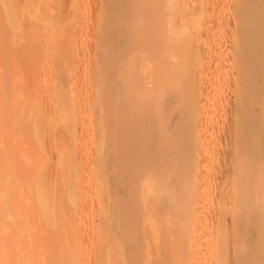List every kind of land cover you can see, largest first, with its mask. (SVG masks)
Returning a JSON list of instances; mask_svg holds the SVG:
<instances>
[{"label":"bare ground","instance_id":"1","mask_svg":"<svg viewBox=\"0 0 264 264\" xmlns=\"http://www.w3.org/2000/svg\"><path fill=\"white\" fill-rule=\"evenodd\" d=\"M28 1L31 3L29 4ZM28 1L27 4L31 6H27L26 9L29 7L32 11L34 10V8H32L33 3L35 5L40 1V4L38 3L40 6L41 4H44L46 0H37V2L35 1L36 3L33 2V0ZM100 1L107 3L108 5L107 9L105 11L102 10L103 12H101V14H104V16H102V25L104 27L102 25L97 26L99 36L97 37V40L96 38H93V41L96 40L98 47L103 49L106 48L110 56L108 59V55L106 56L108 62L106 65L98 67L97 70L95 69V71H93L98 72L99 74H104L106 77V84L95 90L97 95L94 93V95L97 96L98 102L95 101L98 103H96V108H98L97 111H99V113H97L99 114L98 121H100V123L96 124L98 126L93 125L94 127H98L97 136L95 134V138L103 139L106 144L105 151L107 154V164L104 163L106 166V176L102 173L104 170H100L101 166L99 165L100 167H98V170L102 172H100V176L98 177L104 175L105 178L103 176L104 179L102 177L98 179V193L99 195L102 194V196H105V198L102 197L105 201H102L106 203L105 220H107V223L105 225L108 226H103L107 230L104 232L105 234L107 233V235L104 234V237H106L105 244L102 246L99 242V245L103 248L96 251L95 258L97 261L93 264H264V0H152V5H148L147 0ZM9 2L11 1L9 0ZM9 2L7 3L6 1L5 3L4 0H0V10L2 11L0 13H3L4 16L9 15L14 17L16 16V8L12 5L13 3L10 4ZM49 2H47V4H49ZM52 3L55 4L54 1ZM50 4L48 7L53 6V4ZM45 5L46 4H44V7ZM77 5L79 6V4ZM94 6L93 9L96 8ZM44 7L42 6V9ZM53 8L55 11L56 9L54 6ZM26 9L25 12L27 16L28 13L32 14L31 11H26ZM40 9L41 7L39 10ZM102 9H104V7ZM70 10H72V8ZM218 10L222 11L221 15L223 14V17L220 14L218 17ZM20 11H22L21 8ZM36 11H33V13ZM69 13L71 12L69 11ZM23 14L24 12L22 11V15ZM24 15L23 17L25 18L22 20L23 23L21 22V26L24 25V36H27L25 37L27 40L24 38V43H15L16 46L11 45V47H18L21 45L23 48H27L30 45V48L36 46L37 39H35V36L32 37V40L30 38L33 36L31 34H33L32 32L34 31V28H36L38 34L40 29L43 28L44 31L45 27H51L53 21L56 20H50L52 23L49 22L46 24V21L45 23L43 22L45 18L42 20L40 16L42 22L35 21L39 23V25L41 23L40 27L34 24L35 27H33V30H31L32 27L27 30V28L25 29L24 23H26L25 21L28 18ZM2 17H0V20ZM19 18L20 16L18 19ZM4 19H6V17ZM28 20L30 22L31 19ZM2 21H4L3 18ZM10 21L12 22V19H10ZM14 22L15 21L12 23ZM72 22L70 23L72 24ZM6 23L8 22L6 21ZM27 24L30 25L28 21L26 25ZM5 25H0V28L3 29L2 31L0 29V33L5 34L10 31L6 30L5 27L7 25ZM29 25L27 27H30ZM67 25L68 23L66 24V27ZM36 26L40 29H37ZM93 27L94 28L91 29L92 31L95 29V26ZM47 29L49 30L48 27ZM26 30H30L31 34L30 32L28 33L31 36L26 35ZM36 30L34 32L35 35H37ZM67 30L68 28L65 29V31ZM91 30L90 33L92 34ZM139 30L142 34L141 36H137V34L133 37L125 38V36L130 35V33L131 35L132 33H138ZM11 32L13 31H10L9 33ZM40 32L42 34L41 30ZM13 33H11V36L7 35L6 40L13 42L11 40ZM49 33L52 36L53 31L52 33L50 31ZM18 34L21 35V31H18ZM96 36L97 34L95 37ZM2 38H4V36H2ZM28 39L31 40V43L32 41L34 42L35 39L36 44H30L27 42L29 41ZM199 39L202 40V42L197 44ZM25 40L27 44L29 43L28 45L25 43ZM40 40L38 41V46L43 43V40L41 42ZM4 42L5 39H3V43ZM11 42L8 43L12 44ZM52 42H49L50 46L53 44ZM61 42L58 41L57 43ZM87 43L89 42L87 41ZM43 45H45V43ZM55 45L58 44L55 43ZM88 45L90 46V44ZM21 46L18 47V49L21 48ZM66 46L65 48H67ZM211 46L212 48H209ZM7 47L9 48L10 45ZM49 49L53 52L52 46ZM27 50L29 49L27 48L24 51ZM39 50L40 49H38V51ZM6 51L4 55H7ZM13 51L10 52V54L13 53ZM55 52H58V50ZM31 53H34V50ZM60 53L63 52L61 51ZM17 55L18 52H16V56ZM55 56L56 58L58 57L57 55ZM100 56L102 59V55ZM11 57L13 56H10V58ZM56 58H54V61ZM96 59L98 61V58ZM7 60L8 58L6 60L3 59L4 62H7ZM23 60H27L25 59V56ZM21 61L22 60H20V62ZM60 61H57L56 63L60 64ZM27 62L30 65L31 61L27 60L26 64ZM105 62L106 61H104V63ZM23 63L24 62H22V64ZM53 64L55 63L53 62ZM24 65H22V67ZM30 67L33 68V66ZM37 67L38 65L36 68ZM42 67L44 66L41 65V68ZM93 67L95 68L94 64ZM145 67L147 69H144ZM44 68L48 70L47 66ZM44 68L41 70L44 71ZM54 68L55 67H53V69ZM72 68H74V66ZM18 69L22 70V68ZM35 69L34 71L40 70ZM56 69L57 66L55 70ZM19 71L20 70H18V74L21 73ZM31 71L33 72V70ZM31 71H27V73ZM56 72H58V69ZM18 74H16V76ZM34 74L36 75V73ZM34 74L29 73V75ZM72 74L71 77H73ZM60 75H62V73ZM94 75H96V73ZM2 76L4 75L0 76V115L3 114L0 119V162L2 160V165L0 163V264H63V261L66 260L64 256L67 254V257L69 258V250L71 248H66L67 253H65L60 246L62 245L63 240L59 239V241L62 240L61 243L59 242L60 244L58 243L59 245L55 244V241L58 239V236L62 237L63 231L66 230L65 228L64 230H61L62 225L65 222L64 218L67 222L70 221V219L67 220V215L63 216V212L65 208H69L68 206L71 204L70 202H72L74 195L70 194L73 195L72 197H65L63 195L65 198L62 199L60 193H56L60 188H57V186H60L59 179L61 178L58 176L59 179L57 178L58 180L56 179V182L52 176L56 189L53 185L51 186L52 183H49V185L46 184L45 186L41 185L40 188L36 186V183V188L40 189L39 195L45 189L44 191H51V195L48 192L49 196L55 197L52 200V197L50 199L47 195V199L45 198V194H43L44 196H42L45 199L41 197V200H52L53 204H51V202L50 204L55 207L53 209V206H51V211L53 209V213H55L54 220L56 228L53 226L54 224H52L54 222L52 219L53 215L48 216L50 218L52 217V223L50 221L47 222L45 213L42 214V216L44 215L45 217H42V219L45 220H39L41 219V211L37 216V209L33 206L34 203H37L36 201H33L35 196L33 198L30 197L29 199L28 195H34L32 193V189L34 188L33 183L36 179L39 181V178H37L38 173H41L45 169L44 166H39L40 164L37 162V159H34L36 158V154H40V150L37 149L38 145L36 148L34 147V150H37L34 153L35 157L32 156L34 161L37 160L35 161L36 167L34 169H28L29 164H31L30 166L32 167L34 166L33 163L28 162L24 153L28 152V156L29 153L30 155H33L31 154V150L29 152V148L28 151H26V147H28L27 145L30 144L27 142L26 145L25 141H27L29 137L37 138L40 136V139L37 138V142L41 141L42 137L43 139L45 138L44 136L37 134L38 130L40 134V129L37 130V128H40V124L37 123L38 120H36L37 122L33 120L36 115L32 119L29 117L32 116L34 112V108L32 109V103H29L33 98L36 99L37 103L38 100H41L42 97L38 98L37 96V98H35V95L36 93L39 95L37 91L46 87L48 82L41 74V78H43L44 81L46 80L47 83L45 82L46 85H42V88H38L36 92L31 91L34 96L32 95V99L29 97L30 100L28 103V97L22 96L26 95V93H19L20 87L16 85L19 84V81L14 78L6 79L8 77L5 78V76ZM10 76L11 75H9V77ZM49 76L52 75L49 74ZM79 76L77 75V77ZM52 77H56V75L54 74ZM65 77L68 80L67 74H64L63 78L65 79ZM19 78L21 79V76H19ZM31 78L29 77L27 81ZM72 79L69 78L68 81L70 82ZM93 79L96 80L97 83L98 80L95 78ZM14 80L18 82L16 83ZM31 81L30 84H28L29 86L33 85ZM52 81L54 80L52 79ZM35 82V84H37L39 80L38 82ZM69 82L66 81L65 83L68 84ZM58 84L59 83H57V85ZM23 85L24 84L20 85L22 86L20 90H22ZM57 85L56 87H58L59 92L60 87ZM85 85L84 88L87 87ZM24 86H27V84ZM64 87L65 85L63 84V90L66 88ZM33 88L35 87L33 86L31 90H33ZM67 89L68 87L65 90L66 94L60 92L59 95L57 93V96H68ZM40 90L39 92H41ZM89 90L90 89H88V91ZM25 91L28 93L29 90L27 89ZM66 98H62L63 101L59 98L61 103L64 102V105L60 103L64 109L60 108L63 110L61 111V114L65 113L64 111H66V109L67 111L70 109L71 102L69 99H75L72 97H69V99ZM41 101V103H45L43 102L44 100ZM88 103H90V101ZM66 106L68 108L65 109ZM104 108H107V110H105L106 112L104 111ZM74 109L77 108L74 107ZM30 110L33 111L31 112ZM70 112H72V110ZM29 113L32 114L29 115ZM71 114L72 113H70L68 117L72 116ZM95 115L96 114H94V117H96ZM26 116L27 118H30L31 123L29 119L27 120ZM24 119H26L25 122L27 124L24 122ZM32 121H34L33 124H36L35 127L37 126L36 134L31 128ZM85 122L86 121L84 120V123ZM95 123H97V121ZM61 126L64 127L63 124H61ZM44 127L45 126L41 129ZM48 128L46 127L47 130ZM70 128L72 127L68 125V127L64 129L70 130ZM27 130L30 132H27ZM67 131L62 132L61 134L64 135ZM44 133L43 135H45ZM68 133L71 135L69 131ZM14 136L16 139H18V137L21 139H18L19 141L17 140L18 142H15L16 139ZM61 136H59V138H61ZM87 136L89 137V135ZM67 137L68 135H66L65 138H62L66 140ZM31 140V146H36V144H33L34 140L30 139V141ZM67 140H69V138ZM9 145H11V148H9ZM73 145H75V142ZM17 146H20V148ZM60 146L61 145L59 144L57 149H59ZM102 146L101 149L99 146V152L102 150ZM1 149H3V151ZM31 149H33V147H31ZM65 150L66 149H64V151ZM54 151L55 150H53V152ZM102 151L104 152V150ZM13 152H18L24 160L19 156L13 157ZM101 152L100 155L98 154L99 159L103 154V152ZM61 153L66 154L67 151L63 152L61 150ZM69 154L66 155L69 157ZM39 157L44 161L46 160L41 154ZM59 157L61 158V156ZM62 157L65 158V161L66 157ZM43 160L41 161L44 162ZM66 161L69 160L67 159ZM56 162L58 163L59 161L57 160ZM57 163H55V165H57ZM98 164L100 163L98 162ZM49 165L50 164L47 166ZM55 165L52 164V167ZM61 166L63 168V165L58 166L60 167L59 172ZM70 166L68 165L67 167L71 169L72 166ZM88 166L89 163L87 167ZM23 167H26V169ZM58 167L53 168L57 170ZM87 167H85V171L88 169ZM55 169H52L53 173L56 172ZM72 169L71 171H73ZM80 169L81 168H79V170ZM64 170L63 172L67 175V170ZM3 171L5 172L3 173ZM59 172L56 173L59 174ZM5 173L10 176L7 180L3 178V174L5 175ZM32 174L35 177L30 179V177L33 176ZM92 174L94 176V173ZM27 178L33 180V183L32 181L30 182L27 180ZM42 178H44V176ZM63 178L65 179V177ZM92 178L94 179V177ZM21 179H23V184ZM42 180L44 181V179ZM45 180L47 181V179ZM62 180H60L61 185L64 182V180L63 182ZM27 181H29L30 184L27 183ZM64 183L67 185L66 180ZM49 187L53 189H50ZM61 187L63 188V186ZM20 190H23V192ZM52 192L55 193V196L52 195ZM41 200L39 203L42 202L40 205H43V201ZM30 201L33 202L31 203ZM92 201L93 200L91 199V202ZM102 201H99L100 205H103ZM64 203L68 205L66 206ZM44 204H46V202ZM73 204L74 203L72 202L71 206ZM76 206L73 207V210ZM104 206L105 204L102 207L104 208ZM33 207L35 208V213ZM46 207H44V209ZM103 208L102 210H104ZM69 209H65V211H68ZM73 210L71 208L70 212ZM42 212H45V210H42ZM101 212L105 215L104 211ZM73 214L75 215L76 213L73 212ZM103 215L102 217L104 218L105 216ZM102 217L100 218V223L103 220ZM73 219L71 221H73ZM105 220L102 222L103 224L105 223ZM45 221L46 224H44ZM91 223L93 224V222ZM31 225H35L39 230L41 229V232L43 231L42 228L48 225V227H54L56 231L61 230L62 233L60 232L61 235L58 234L56 237L54 234L56 232H54V236H52L53 234L51 233V230L48 231L49 229L46 230L47 228H44L43 233H40L38 230V234H34L33 237L29 236L31 242L30 240L28 241L29 238L27 239L29 235V226ZM69 226L70 223L68 222L67 229ZM47 232H49L50 235L52 234L51 236L53 238L56 237L53 240V243H50L52 245H50L49 242H45L48 241V239L45 238L49 236ZM68 233L70 234L68 237L70 239L69 241L76 240V232L75 234L74 232ZM73 234L75 235V238ZM65 235L67 237L68 234ZM50 240L52 241V238H50ZM69 241H67V243ZM103 241L104 240L101 239V242ZM27 242H30V244ZM32 244H34V247L36 248L38 247L40 249L41 247L46 250L48 249L46 247L50 246V250H47L48 253L46 250H38L36 252L37 249H34ZM53 244L58 245L59 247H54ZM64 244L65 243H63L62 246H64ZM65 245L67 246V244ZM81 245L83 246V241ZM77 247L78 246H76V248Z\"/></svg>","mask_w":264,"mask_h":264},{"label":"rangeland","instance_id":"2","mask_svg":"<svg viewBox=\"0 0 264 264\" xmlns=\"http://www.w3.org/2000/svg\"><path fill=\"white\" fill-rule=\"evenodd\" d=\"M6 1H7V3L9 2V0H4V2L6 3ZM11 2H9L10 4H12L13 6H15L14 8H16V12H15V14H16V16H14V17H12V16H4V14L3 13H0L1 15H0V17H2L3 18V20L4 21H2V18H1V20H0V22H2V23H0V25L1 26H3V25H5L4 27L6 28V30L8 31V30H10V31H15L14 33L13 32H11V33H13L12 34V41L13 42H11L10 40H6L7 39V35H10L11 36V33H0V47H2V48H0V50H2V51H4V52H2V51H0L1 53V55H0V76L1 75H4L5 76V78L6 77H8V78H6V79H15V80H18L19 81V84H16V85H18L19 87H20V89H21V87L22 86H20V85H22V84H24V85H26L27 84V86H24L23 85V88H22V90H20L19 88V93L21 94H23L24 92L26 93V95H22V96H25V97H28V103H29V100H30V98L32 99V97L34 96L33 95V93L31 92V91H37L38 90V88H42L41 86L42 85H46V83L48 84V85H46V87H43L40 91L41 92H39V90L37 91L38 93H39V95L36 93V95H35V98H37V96H38V98H40V97H42L41 98V100H44L43 102H45V103H41L42 101L41 100H38V103H37V101H36V99H34V101H33V99L30 101V103L29 104H31L32 103V109L34 108V112H33V115L32 116H29V115H31L30 113H29V117L32 119L35 115H36V117L38 118H36V117H34V121H36V120H38V124H40V128H37V126L35 127V125L36 124H33L34 123V121H32V130H33V132L36 134V128H37V130L38 129H40V134H39V130H38V135H42V136H44L45 138L43 139V137H42V140L41 141H39V142H37V138L38 139H40V136L39 137H37V138H30L29 137V139L27 140V141H25V144L28 142L30 145H27L28 147H26L27 148V150L26 151H28V148H29V152H30V150L33 152H31V154H33V155H30V153H29V156L27 155V153L26 152H24L25 153V158H27L28 159V162L30 163H33V166L34 167H32V166H30L31 164H29V166H28V169H31V168H35L36 167V165H35V161H37L40 165V167H43L44 166V169L45 170H43L41 173H38V177L37 178H39V181H38V179H36L35 181H34V183H33V180H30L31 178H34L35 176L33 175L32 177H30V179L29 178H27V180H29L30 182L32 181V183L34 184H32L33 185V191H32V193L34 194L33 196H30V195H32V194H29L27 197L30 199V197H34L35 196V198L33 199V201H36L37 203H34L33 204V206L37 209L36 211H37V216L39 215V212H40V218L41 219H39V220H43L42 219V217H44V215L42 216V214H44L45 213V217H46V220H47V222H53V221H51L52 219L54 220L55 218V213H53V209L55 208L53 205H51V204H53L52 203V200L55 198V197H52V196H49V194H48V192L50 193L51 191H44L43 190V192H41V194L39 195V193H40V186L41 185H49V183H52L51 184V186L53 185L54 187L56 186V185H54V181L59 177H61L60 179H59V185L60 186H57V188H59L60 190H61V192H60V190L58 189V192L56 191V193L58 194V193H60V197L62 198V199H64L65 197H72L73 195H74V198L72 199V202L74 203L73 205L74 206H76V204H77V206H76V208L73 210V207L71 206V204H72V202H70L71 204H69V208L71 207L72 208V210L73 211H71L70 212V210H71V208L69 209V208H65V209H69L68 211H65V209H64V214H63V216H65V215H67L66 217H67V220H69L70 219V221H68L69 223H70V226H69V230L67 229V225H68V222L65 220V218H64V223H63V225H62V229L61 230H64V228L66 229L65 231H63V233L61 232V230H59V231H56L55 230V228H56V224H55V220H54V222L52 223V224H54L53 226L55 227H52V226H49L48 227V225L46 226V225H44V226H46V227H44L46 230H48V231H50L51 230V233L53 234L54 232H56V233H54L55 234V236L57 237V235L58 234H60V232L62 233V237L61 236H58L57 238L58 239H56V241H55V244H58L59 242L61 243L62 242V240H63V242H62V245H63V243H65V244H67V246L64 244V246H62V245H60L61 246V248H62V250H64L65 251V253H67L66 252V250L67 249H70L69 251V258L67 257L68 255L67 254H65V259L66 260H64L63 261V264H93L95 261H97V259L95 258V255H96V251L98 250V249H102L103 247L102 246H104V244H105V238L106 237H104L105 235H107V233L105 234L104 232H105V227H107L108 225H105L107 222V220H105V218H106V203L105 202H103V201H105V199H102V197L103 198H105V196H102V194H100L101 195V197H100V195H99V191H98V183H99V178H103V176L105 175L106 176V171H105V169H106V166H105V164H107V158H106V151H105V149H106V144L104 143V141H103V139L101 140L100 138L99 139H97V137L95 138V134H96V136H97V128L98 127H96V126H98V125H96V124H98V123H100V121H98L99 120V111H97V109L98 108H96V103L98 102L97 101V92L95 91V90H97V88L98 87H100V86H104L106 83V77L104 76V74H99L98 72H93V71H95V69L97 70V68L98 67H102V66H104V65H106V63H108L107 62V59L109 58V52L107 51V49L105 48V49H103V48H101V47H98L97 46V43H96V40H97V37L99 36V33L97 32V26L98 25H102V22H103V18H102V16H104V14H101V12H103V11H105L106 9H107V3H103V2H101L100 0H79V2H78V0H42V1H45L44 2V4H46L45 5V7H44V4H41L40 6H39V2H37V0H33V2H35L36 4H37V6H36V4L34 5V3H33V5H32V8H34V10H30V6L27 4L29 1L28 0H10ZM13 1V2H12ZM28 1V2H27ZM31 1V0H30ZM41 1V2H42ZM50 1V2H49ZM54 1V3L55 4H53L52 2ZM56 1V2H55ZM81 1V2H80ZM47 2H49V4L50 5H52L53 4V6L55 7V11H54V8H53V6H51V7H48L49 6V4H47ZM82 2H84V3H82ZM95 2H97V3H95ZM99 2V3H98ZM147 4L148 5H152L153 4V2H152V0H147ZM31 2H29V4H30ZM39 3V4H38ZM43 3V2H42ZM57 3V4H56ZM67 3V4H66ZM89 3V4H88ZM18 4H20V5H18ZM77 4H79V6L77 5ZM82 4V5H81ZM96 4V5H95ZM25 5V6H24ZM87 5V6H86ZM95 5V6H94ZM21 6V7H20ZM27 6H29L27 9H26V7ZM33 6H35V7H33ZM39 6V7H38ZM42 6L46 9H42ZM78 6V7H77ZM91 6V7H90ZM93 6L94 7H96V8H94L93 9ZM41 7V9L39 10V8ZM74 7V8H73ZM89 7H90V9H89ZM104 7V9H102ZM20 8L22 9V11L24 12V16H27V14H26V12H25V9H26V11H31V13L32 14H30V13H28V16H27V18L28 19H31V20H33V21H31L30 20V22H29V20L27 19L25 22L27 23V21H28V23H30V25L29 24H27L26 25V23H24L25 24V29L27 28V30H28V28L29 29H31V27H32V29L31 30H33V27H35V25L34 24H36V25H38L39 27H40V25H41V23H40V25H39V23H37V22H42V20H43V22L45 23V21H46V24L47 23H49V22H51L52 23V21L53 20H55V21H53V24H52V26L51 27H49V26H47L48 28H49V30L47 29V27H45L44 28V31H43V28L42 29H40L38 26H36L37 27V29H40L41 31H42V34H41V32H40V30L38 31V34H37V30H36V28H34V31L32 32L33 34H31V32H30V30L29 31H27V33H26V35H33V36H31L30 38H31V40H32V37H34L35 36V39H37V44H38V41L40 40V39H42L43 40V43H41L42 45H40L39 44V46H40V48H39V46L36 44V40L34 39V42L32 41V43L30 42L31 40H29V41H27V42H29L30 44H33V45H35L36 44V46H34L35 48H36V50H35V48L34 47H30L29 48V46L27 47V45L29 44H27V42H26V40H27V38H25V37H27V36H24V33H25V31L23 30V27H24V25L23 26H21V22H22V20H24V18L25 17H23V15H22V11H20ZM48 8V9H47ZM51 8V9H50ZM72 8V10H70ZM53 9V10H52ZM85 11H84V10ZM99 9V10H98ZM37 10V11H36ZM43 10H44V12H43ZM103 10V11H102ZM33 11H36V12H34L33 13ZM48 11V12H47ZM53 11V12H52ZM69 11L71 12V13H69ZM72 11H73V13H72ZM84 11V12H83ZM92 11H94V12H92ZM219 11V10H218ZM0 12H2L1 10H0ZM41 13V14H39V13ZM220 12V13H219ZM218 12V17L221 15V13H222V11L220 10ZM52 13V14H51ZM87 13V14H86ZM20 14V15H19ZM34 14V15H33ZM44 14V15H43ZM46 14V15H45ZM59 14V15H58ZM78 14V15H77ZM81 14V15H80ZM92 14V15H91ZM220 14V15H219ZM75 15V16H74ZM20 16V18L18 19V17ZM40 16H41V18H42V20H40ZM46 16V17H45ZM85 16V17H84ZM222 17H223V14L221 15ZM6 17V19H4ZM188 17H192V16H188ZM217 17V16H216ZM217 17V18H218ZM39 18V19H38ZM47 18H48V20H47ZM58 18V19H57ZM62 18V19H61ZM10 19H12V22L13 21H15L14 23H12L11 21H10ZM76 19V20H75ZM18 20H20V21H18ZM50 20H52V21H50ZM85 20V21H84ZM96 21V22H94V21ZM6 21L8 22V23H6ZM35 21H37V22H35ZM73 21V22H72ZM84 21V22H83ZM5 22V23H4ZM55 22V23H54ZM70 22H72V24L73 23H75V24H73V25H75V26H77V27H75V26H73ZM23 23V22H22ZM32 23V24H31ZM60 23H62V24H60ZM68 23V25H67V27H66V24ZM94 23V24H93ZM3 24V25H2ZM13 24V25H12ZM30 26V27H27V26ZM32 25V26H31ZM34 25V26H33ZM83 25H84V27H83ZM10 26V27H9ZM61 26V27H60ZM65 26V27H64ZM69 26V27H68ZM92 26V27H91ZM93 26H95V29H94V31H92L91 29H93L94 27ZM103 26V25H102ZM3 27V28H4ZM8 27H9V29H8ZM21 27V28H20ZM73 27V28H72ZM74 27H75V31H74ZM104 27V26H103ZM12 28V29H11ZM53 28H54V30H55V28H56V30H55V32H54V30H53ZM68 28V30L67 31H65V29H67ZM70 28V29H69ZM80 28V29H79ZM1 29V28H0ZM16 29H17V31H16ZM21 29V30H20ZM64 29V30H63ZM76 29H78V30H76ZM138 29V28H137ZM141 29V28H140ZM3 29H1V31H2ZM5 30V31H6ZM23 30V31H22ZM35 30H36V34L37 35H35ZM90 30H91V32H92V34L90 33ZM4 31V32H5ZM18 31L20 32L21 31V35L20 34H18ZM51 31V33H52V31H53V34H52V36H51V34L49 33ZM70 31V32H69ZM85 31V32H84ZM28 32H30V34L28 33ZM58 32V33H57ZM65 32H67V33H65ZM73 32V33H72ZM75 32V33H74ZM79 32V33H78ZM97 32V33H96ZM139 32H140V30H139ZM136 33V34H134V33H132V35H131V33H130V35H127V36H125V38L127 39V38H129V37H133V36H135V35H137V36H141L142 34H141V32L140 33ZM15 33H17V34H15ZM39 33H40V35H39ZM65 33V34H64ZM50 34V35H49ZM54 34H55V36H54ZM83 34H84V36H83ZM97 34V36L95 37V35ZM134 34V35H133ZM45 35V36H44ZM57 35V36H56ZM89 35V36H88ZM92 35H93V37H92ZM2 36H4V38H2ZM9 36V37H10ZM37 36V37H36ZM41 38H40V37ZM78 37L79 38V40H78V38H76V37ZM82 36V37H81ZM8 37V38H9ZM46 39H45V38ZM48 37V38H47ZM72 37V38H71ZM24 38L26 39L25 40V43L27 44L26 45V47L29 49V50H27V51H24V50H26L27 48H23L21 45V48H19L18 49V47H20V46H18V47H13L14 45H15V43H18L19 44V42L21 43V42H23L24 43ZM51 38H53V39H51ZM56 38H58V39H56ZM60 38H61V40H60ZM66 38V39H65ZM93 38H96V40L95 41H93L94 39ZM3 39H5V42L3 43ZM15 39V40H14ZM39 39V40H38ZM42 40H40V42L42 41ZM54 40V41H53ZM63 40V41H62ZM72 40H74V41H72ZM76 40V41H75ZM2 41V42H1ZM10 43H12V44H9L8 42ZM52 42L53 44H51V46H52V49H53V52H52V50L51 49H49V48H51V46H50V43L49 42ZM56 41V42H55ZM58 41H62L61 43H57ZM65 41V42H64ZM82 41V42H81ZM84 41H85V43H84ZM87 41L89 42V43H87ZM93 42V43H91V42ZM199 42L197 43V44H199V43H201L202 42V40H198ZM56 44H58V45H55V43ZM73 42V43H72ZM74 42H75V45H74ZM96 44H95V43ZM1 43H3V44H1ZM45 43V45H43ZM47 43V44H46ZM65 43H67V44H65ZM77 43V44H76ZM81 43V44H80ZM4 44H6L7 46L8 45H10V47H11V45H13L11 48L9 47H7L6 45H4ZM64 44H65V46L68 48H65V46H64ZM88 44H90V46L88 45ZM23 45H25V44H23ZM63 45V46H62ZM74 45V46H73ZM81 45V46H80ZM93 45V46H92ZM5 46V47H4ZM16 46V45H15ZM32 46V45H31ZM46 46V47H45ZM50 46V47H49ZM55 46V47H54ZM79 46V47H78ZM91 47V48H89V47ZM216 47H217V45H215ZM7 47V48H6ZM56 47H58V48H56ZM62 47H64V48H62ZM216 47H213V48H216ZM3 48H5V49H3ZM14 49V51H16V52H18V55L16 56V52H14L13 51V49ZM46 48V49H45ZM209 48H212V46L211 47H209ZM217 48H219V47H217ZM11 49V50H10ZM18 49V50H17ZM23 51H22V50ZM32 49V50H31ZM38 49H40L39 51H38ZM50 50V53H49V50ZM58 50V52H55V51H57ZM64 49V50H63ZM86 49V50H85ZM6 50H9V51H6ZM33 50H34V53H31V52H33ZM5 51H6V54L7 55H4L5 54ZM13 51V53H11L10 54V52H12ZM42 51V52H41ZM63 52V53H60V52ZM213 51V50H212ZM9 52V53H8ZM24 52H25V54H24ZM38 52V53H37ZM55 52V53H54ZM98 52V53H97ZM36 53V54H35ZM46 53V54H45ZM59 53V54H58ZM88 53V54H87ZM89 53H91V54H89ZM107 53V54H106ZM8 54H10V55H8ZM15 54V55H14ZM22 54V55H21ZM27 54V55H26ZM39 54V55H38ZM42 54H43V56H44V59H43V56H42ZM53 54V55H52ZM62 55V59H61V55ZM5 57H4V56ZM20 55V56H19ZM37 55V56H36ZM41 55V56H40ZM49 55V56H48ZM55 55H57L58 57L56 58V56ZM86 55H87V57H86ZM89 55V56H88ZM92 55V56H91ZM100 55H102V59H101V56ZM108 55V56H107ZM3 56V57H2ZM8 56V57H7ZM10 56H13V57H11L10 58ZM19 56V57H18ZM24 56H25V59H27L28 61L30 60L31 62H30V65L28 64V62H27V64H26V61L25 60H23L24 59ZM52 56V57H51ZM97 56V57H96ZM106 56H107V59H106ZM21 57V58H20ZM22 57H23V59H22ZM30 57H31V59H30ZM41 57V58H40ZM85 57V58H84ZM8 58V60H7V62H4L3 61V59L4 60H6V59ZM32 58H34V59H32ZM54 58H56L55 59V61H54ZM90 58V59H89ZM96 58H98V61H97V59ZM59 59V60H58ZM89 59V60H88ZM101 59V60H100ZM103 59H104V61H106L105 63H104V61H103ZM20 60H22L21 62H20ZM42 60V61H41ZM44 60V61H43ZM61 60V61H60ZM63 60V61H62ZM15 61V62H14ZM41 61V62H40ZM50 61V62H49ZM57 61H60L61 63L60 64H58V63H56ZM72 61H73V64H72ZM94 61V62H93ZM100 61V62H99ZM12 64H11V63ZM22 62H24L25 63V65H24V63L22 64ZM40 62V63H39ZM53 62L55 63V64H53ZM67 62V63H66ZM92 62V63H91ZM14 63H15V65H14ZM32 63V64H31ZM35 63V64H34ZM72 65H71V64ZM83 63H85V64H83ZM103 65H102V64ZM4 64V65H3ZM8 64V65H7ZM44 64V65H43ZM57 64V65H56ZM62 64V65H61ZM67 64V65H66ZM70 64V65H69ZM93 64L95 65V68L93 67ZM13 65V66H12ZM17 65H19V66H17ZM22 65H24L23 67H22ZM28 67H27V66ZM38 65V67L36 68V66ZM41 65L42 66H44V67H46L47 66V68H48V70L46 69V68H44V67H42V68H44L45 70V72L43 71V70H41L42 68H41ZM54 65V66H53ZM58 65H60V66H58ZM80 65V66H79ZM87 67H86V66ZM99 65V66H98ZM12 66V67H11ZM30 66H33V68H31ZM39 66H40V68H39ZM56 66H57V69H58V72H56L57 71V69L55 70V68H56ZM74 66V68H72ZM7 67V68H6ZM27 67V68H26ZM30 67V68H29ZM49 67H51V68H49ZM53 67H55L54 69H53ZM58 67H60V68H58ZM5 70V72H4V70ZM6 68V69H5ZM18 68H22V70L21 69H18ZM40 69L39 71H37L36 69ZM64 68V69H63ZM79 68H81V69H79ZM89 68H90V70H89ZM15 69V70H14ZM28 69V70H27ZM33 70V72L31 71V70ZM34 69L36 70V71H34ZM51 69V70H50ZM60 69V70H59ZM62 69H63V71H62ZM94 69V70H93ZM144 69H147L146 67L144 68ZM8 70H9V72H8ZM10 70H11V72H10ZM17 70V71H16ZM18 70H20L19 72H21L20 74H18ZM50 70V71H49ZM64 70H65V72H64ZM71 70H73V71H71ZM16 71V72H15ZM27 71H31V72H29L30 74L31 73H36V75L34 74V75H29V73H27ZM62 71V72H61ZM82 71H83V73H82ZM87 71V72H86ZM88 71H89V74H88ZM4 72V73H3ZM15 72V73H14ZM29 75V77L31 78V76H32V78L29 80V81H27L28 80V75L26 74V73ZM38 72V73H37ZM40 72H41V74L43 75V78L44 79H46L47 80V82H46V80L44 81V79L43 78H41L42 76H41V74H40ZM43 72H44V74H43ZM50 72H53V73H50ZM64 72V73H63ZM77 72V73H76ZM80 72V73H79ZM86 72V73H85ZM90 72H91V74H90ZM46 73V74H45ZM57 73H59V74H57ZM62 73V75H60ZM73 73V74H72ZM96 73V75H97V78H96V75H94ZM16 74H18L19 76H21V79L19 78V76L17 75L16 76ZM37 74H39V75H37ZM48 74V75H47ZM49 74L50 75H52V76H54V74L56 75V77H52V76H49ZM64 74H67V77H68V80H69V78H73L72 80H74V79H76V80H74L73 82H71L72 80H70V82L71 83H73V84H71L68 80H67V78L65 77V79L63 78L64 77ZM71 74H72V76L73 77H71ZM79 76V77H77V75ZM85 74V75H84ZM7 75V76H6ZM9 75H11L10 77H9ZM26 75V76H25ZM45 75V76H44ZM58 75H59V77H58ZM83 75V76H82ZM4 76H2V77H4ZM93 76H95V77H93ZM46 77V78H45ZM47 77H48V79H47ZM50 77V78H49ZM83 77V78H82ZM85 77V78H84ZM87 77V78H86ZM27 78V79H26ZM39 78V79H38ZM58 78H59V80H58ZM90 80H89V79ZM93 78H95V79H97L98 81H97V83H96V80H94ZM52 79L54 80V81H52ZM56 79V80H55ZM81 79V80H80ZM86 79V80H85ZM14 80V81H15ZM21 80H22V82H21ZM32 80V81H31ZM38 80H39V82H38ZM43 80V81H42ZM18 81H15L16 83L18 82ZM30 81H31V83L33 84V85H28V84H30ZM35 81H37L38 83L37 84H35L36 82ZM51 83H50V82ZM59 81V82H58ZM69 82L68 84H66L65 82ZM94 81V82H93ZM27 82H29V83H27ZM44 82V83H43ZM46 82V83H45ZM76 84H75V83ZM78 82V83H77ZM57 83H61L60 84V86H59V84L57 85ZM80 83H82V84H80ZM87 84V85H85V84ZM89 83H90V86H89ZM96 83V84H95ZM54 84H56L57 86H59L60 88H59V92H58V87H56V85H54ZM63 84L65 85V87L67 88L68 87V91H67V95L68 96H61L62 98H68L69 99V97H72V98H75L74 100L73 99H69L70 100V107H69V105H68V107L70 108L69 110L71 111L72 110V112H70L69 110L67 111V109L66 108H68L67 106L65 107V109H66V111H64L65 113H66V115H65V113H62L61 114V111H63L64 109H63V107L61 106V104L62 105H64L63 103L64 102H62L61 103V100L60 99H62L61 97H58L57 96V93H58V95L60 94V92H66L65 90H66V88L63 90ZM68 85V86H67ZM75 85V86H74ZM81 85H82V87H81ZM84 85L85 86H87V87H85L84 88ZM17 86V87H18ZM34 86L35 88H33V90H31L32 89V87ZM72 86V87H71ZM27 87H30V88H27ZM79 87V88H78ZM95 87V88H94ZM25 88H27L29 91H28V93L25 91V90H27V89H25ZM45 88V89H44ZM81 88H83V89H81ZM90 89L89 91H88V89ZM17 89V90H18ZM47 89V90H46ZM50 89V90H49ZM80 89V90H79ZM24 90V91H23ZM86 90V91H85ZM20 91H23V92H20ZM43 91H44V93H43ZM80 91H82V92H80ZM35 92H34V94H35ZM50 92H52L53 93V96H52V93H50ZM75 92H76V94H75ZM84 92V93H83ZM89 95H88V94ZM94 93L96 94V95H94ZM66 94V93H65ZM64 94V95H65ZM86 96H85V95ZM28 95V96H27ZM33 95V96H32ZM42 95V96H41ZM70 95V96H69ZM78 96V97H77ZM30 97V98H29ZM48 97V98H47ZM77 97V98H76ZM14 98H16V97H14ZM60 98V99H59ZM66 98V99H67ZM87 98V99H86ZM90 99V100H89ZM97 102H96V101ZM33 101V102H32ZM62 101H63V99H62ZM66 101V100H65ZM90 101V103H88ZM33 103H34V107H33ZM36 103H37V105H36ZM40 103H41V105H40ZM59 103V104H58ZM61 103V104H60ZM65 103H67V102H65ZM98 104V103H97ZM35 105H36V108H35ZM39 105V106H38ZM59 105H60V107H59ZM48 106V107H47ZM75 108H77V109H74V107ZM39 107V108H38ZM59 107V108H58ZM79 107V108H78ZM84 107V108H83ZM90 107V108H89ZM57 108V109H56ZM60 108H62V109H60ZM36 109H39V110H36ZM56 109V110H55ZM58 109H60V110H58ZM95 109V110H94ZM48 110V111H47ZM51 110V111H50ZM57 110H58V112H57ZM83 110V111H82ZM105 110H107V108H104V111ZM31 111V110H30ZM29 111V112H30ZM33 111V110H32ZM31 111V112H32ZM36 111V112H35ZM81 111V112H80ZM88 112V113H87ZM89 112H90V116H89ZM98 112V113H97ZM106 112V111H105ZM1 113V112H0ZM35 113V114H34ZM48 113V114H47ZM50 113V114H49ZM58 113V114H57ZM70 113H72L71 115L72 116H70V117H68L69 116V114ZM87 113V114H86ZM27 114H28V111H27ZM38 114V115H37ZM63 114H64V116H63ZM68 114V115H67ZM83 114V115H82ZM94 114H96L95 116L97 117H94ZM98 114V115H97ZM1 115H3V114H1ZM1 115H0V119H1ZM41 115V116H40ZM48 115H50V116H48ZM51 115H52V117H51ZM59 115V116H58ZM86 115V116H85ZM45 116V117H44ZM57 116H58V118H57ZM69 118H67V117ZM84 117V119H83V117ZM3 117V116H2ZM50 117V118H49ZM65 117V118H64ZM79 117V118H78ZM81 117V118H80ZM26 118H27V116H26ZM30 118H27V120L29 119L30 120ZM36 118V119H35ZM43 118H47V119H43ZM61 118V119H60ZM77 118V119H76ZM86 118V119H85ZM97 120H96V119ZM53 119V120H52ZM64 119V120H63ZM79 119V120H78ZM47 120V121H46ZM56 120H58V121H56ZM81 120V121H80ZM83 120V121H82ZM84 120L86 121L85 123H84ZM26 121V119H24V122ZM53 121V122H52ZM97 121V123H95ZM28 122V121H27ZM43 124H41V123ZM66 124H65V123ZM68 122H70V123H68ZM26 123V122H25ZM30 123H31V120H30ZM67 123H68V125L69 126H71L72 128H70V130H68L69 132H70V134L71 135H69V133H68V131L67 130H65L64 128H67L68 127V125H67ZM84 125H83V124ZM27 124V123H26ZM25 124V125H26ZM37 124V125H38ZM61 124H63V126L64 127H62L61 126ZM65 124V125H64ZM71 124V125H70ZM79 126H78V125ZM96 125L95 127H94V125ZM34 125V126H33ZM47 125V126H46ZM27 126V125H26ZM29 126V125H28ZM43 126H45L43 129H45V130H43V129H41ZM57 126V127H56ZM84 128H83V127ZM46 127L48 128V127H50V128H48V130L46 129ZM80 127H82V128H80ZM86 128V129H85ZM28 129H30V128H28ZM49 129H50V135H49ZM72 129V130H71ZM73 129H75V130H73ZM31 130V129H30ZM54 130V131H53ZM64 130V131H63ZM84 130V131H83ZM86 130H87V132H86ZM91 130V131H90ZM96 130V131H95ZM44 131H45V133H44ZM67 131V133H65L64 135H62L61 133L62 132H66ZM72 131V132H71ZM27 132H30L29 130H27ZM42 132V133H41ZM14 133V132H13ZM32 133V132H31ZM43 133L45 134V135H43ZM54 133V134H53ZM79 133V134H78ZM83 133H84V135H83ZM91 133V134H90ZM78 134V135H77ZM89 135V137L87 136V135ZM32 135V134H31ZM61 136V138H59V136ZM66 135H68V137L66 138V140L65 139H63V138H65V136ZM82 135V136H81ZM48 136V137H47ZM53 136H55V137H53ZM72 136V137H71ZM78 136H81V137H78ZM83 136H85V137H83ZM91 136V137H90ZM63 137V138H62ZM78 137V138H77ZM14 138L16 139V137L14 136ZM69 138V140H67ZM71 138V139H70ZM18 139H21V138H19L18 137ZM18 139H16L15 140V142H18L19 140ZM30 139H33L34 140V142H33V144H36V146L34 145V146H31L32 144V140L30 141ZM60 139V140H59ZM63 139V140H62ZM84 139V140H83ZM91 139V140H90ZM18 140V141H17ZM59 142H58V141ZM65 140V141H64ZM72 140V141H71ZM86 140V141H85ZM89 140V141H88ZM98 140V141H97ZM69 143H68V142ZM85 141V142H84ZM100 141V142H99ZM103 141V142H102ZM74 142H75V145H73L74 144ZM79 144H78V143ZM86 142H88V143H86ZM91 142V143H90ZM13 143H14V139H13ZM20 143V142H19ZM66 143H68V144H70V145H68V144H66ZM73 143V144H72ZM81 143V144H80ZM100 143V144H99ZM20 144H22V143H20ZM25 144H23V145H25ZM59 144L61 145L60 146V148H61V150L63 151V152H66L67 151V153L66 154H69L70 156L68 157L66 154H62L61 153V150H60V148L59 149H57L58 147H59ZM83 144V145H82ZM87 144V145H86ZM89 144V145H88ZM104 146H102V145ZM19 145V144H18ZM22 145V146H23ZM25 145V146H26ZM37 145H38V147H37ZM68 145V146H67ZM79 145V146H78ZM11 145H9V148H11L10 147ZM24 146V147H25ZM54 146V147H53ZM88 146V147H87ZM99 146H100V149H101V146H102V150H104V152H103V154L101 155V157H100V159H99V155H100V152L98 151L99 150ZM15 147V146H14ZM17 147H19L20 148V146H17ZM31 147H33V149H31ZM34 147L36 148L37 147V149L38 150H40V154L42 155V156H44V158L46 159L45 161L43 160V159H41V157H39V155H37L36 154V158H34V159H37V160H33L32 159V156H34L35 157V151H37V150H34ZM56 147V148H55ZM64 147V148H63ZM76 147H77V149H76ZM82 147H83V149H82ZM92 147V148H91ZM23 148V147H22ZM52 148H55V149H52ZM63 148V149H62ZM104 148V149H103ZM4 149V148H3ZM3 149H1L2 151H3ZM18 149V148H17ZM64 149H66L65 151H64ZM71 149V150H70ZM13 150V149H12ZM16 150V149H15ZM34 150V151H33ZM53 150H55L54 152H53ZM59 152H58V151ZM90 150V151H89ZM14 151V150H13ZM82 151H84V152H82ZM92 151H93V153H92ZM1 152V151H0ZM19 152V151H18ZM18 152L16 153V152H13V157H22V156H20L19 154H18ZM85 152H87V153H85ZM99 152V153H98ZM101 152V153H102ZM55 153V154H54ZM84 153V154H83ZM92 153V154H91ZM99 154V155H98ZM22 155V154H21ZM53 155H54V157H53ZM94 155V156H93ZM37 156H38V158H37ZM59 156H61V158L59 157ZM62 156H65L66 157V160L68 159L69 161H66V165H65V161H64V159L65 158H63ZM90 156H91V158H90ZM93 156V157H92ZM68 157V158H67ZM0 158H1V156H0ZM53 158H54V160H53ZM70 158V159H69ZM22 159H23V157H22ZM78 159V160H77ZM83 159V160H82ZM106 159V160H105ZM24 160V159H23ZM26 160V159H25ZM41 160H43L44 162H42ZM58 160L59 162H62V163H57L56 161ZM99 160V161H98ZM103 160V161H102ZM106 162H105V161ZM41 161V162H40ZM49 162V163H47V162ZM77 161V162H76ZM82 161V162H81ZM86 161V162H85ZM90 161V162H89ZM92 161H94V162H92ZM1 162H2V160H1ZM0 162V163H1ZM98 162L100 163V164H98ZM102 162V163H101ZM43 163V164H42ZM46 163V164H45ZM55 163H57V165L58 166H60V165H63V168H62V166H61V170H60V172H59V168L60 167H58L57 165H55ZM87 163V164H86ZM88 163H89V166L87 167V165H88ZM105 163V164H104ZM48 164H50L49 166H47ZM52 164H54L55 166H53V167H58V169L56 170L55 168H53L52 167ZM80 164V165H79ZM93 164V165H92ZM102 164V165H101ZM1 165H2V163H1ZM1 165H0V167H1ZM38 165V164H37ZM42 165V166H41ZM64 165H65V167H64ZM70 166L71 167V169L73 170V171H71V169L69 168V167H67V166ZM82 165V166H81ZM101 167H100V166ZM45 166H46V168H45ZM87 167L88 169L85 171V167ZM102 166H103V168H102ZM52 167V168H51ZM81 168L80 170H79V168ZM98 167H100V170L101 169H103L104 170V172H102V171H100V170H98ZM24 169H26V167H23ZM69 168V169H68ZM90 168V169H89ZM55 169L56 170V172H59V174H57L56 172L55 173H53V170ZM64 169H66L67 171H66V173H67V175L65 174V172H63V170ZM84 170V171H83ZM65 171V170H64ZM99 171V172H98ZM5 171H3V173H4ZM49 172V173H48ZM61 172H63V173H61ZM72 172H73V174H72ZM91 172V173H90ZM100 172H102L104 175L103 176H101V177H98V176H100ZM51 173V174H50ZM87 173V174H86ZM89 173V174H88ZM92 173H94V176H93V174ZM98 173H99V175H98ZM37 174V173H36ZM54 174V175H53ZM61 174V175H60ZM72 176H71V175ZM83 174V175H82ZM91 174V175H90ZM7 174L5 173V175L3 174V178L4 179H9L10 178V176L9 175H7ZM42 175V176H41ZM49 175V176H48ZM60 175V176H59ZM69 175H70V177H69ZM85 175V176H84ZM102 175V174H101ZM44 176V178H42ZM47 176V177H46ZM52 176H53V179H54V181L52 180ZM58 176V177H57ZM66 176H68V177H66ZM105 176H104V178H105ZM63 177H65V179L63 178ZM92 177H94V179L92 178ZM67 178V179H66ZM79 178V179H78ZM85 178V179H84ZM103 178V179H104ZM42 179H44V181L42 180ZM45 179H47V181L45 180ZM57 179V180H58ZM64 180V182H65V180H66V184L67 185H65V183L63 182V180ZM77 179V180H76ZM22 180V184L24 183L23 182V179H21ZM60 180H62V182L64 183H62V185H61V181ZM87 180V181H86ZM26 181V180H25ZM29 181H27V183H29ZM70 181V182H69ZM46 182H48V183H46ZM56 182V181H55ZM82 182V183H81ZM89 182V183H88ZM36 183H37V185H36ZM38 183H39V185H38ZM30 184V183H29ZM86 184V185H85ZM38 186L39 188H36V186ZM57 185H58V182H57ZM82 185V186H81ZM89 185V186H88ZM29 186H31V185H29ZM61 186H63V188L61 187ZM78 186V187H77ZM94 187V188H92V187ZM32 187V186H31ZM82 187V188H81ZM90 187H91V189H90ZM37 189V191H38V189H39V191H38V193H37V191H36V189ZM50 188V187H49ZM66 188V189H65ZM31 189V188H30ZM47 189H48V186H47ZM50 189H53V188H50ZM55 189H56V187H55ZM82 190V191H81ZM84 190V191H83ZM88 190V191H87ZM21 191V190H20ZM53 191V190H52ZM55 191V190H54ZM77 191H79V192H77ZM91 193H90V192ZM21 192H23V190L21 191ZM66 192V193H65ZM82 192V193H81ZM63 193H65V194H63ZM38 196H37V195ZM43 194H45V198H47L48 199V197H47V195L50 197V199H51V197H52V200H44L45 198L43 197L44 195ZM55 193L54 192H52V195L53 196H55L54 195ZM57 194H56V196H57ZM70 194H73V195H70ZM79 194H80V196H79ZM82 194V195H81ZM88 194V195H87ZM43 195V196H42ZM50 195H51V193H50ZM65 197H64V196ZM79 196V197H78ZM90 196V197H89ZM37 197H38V199H37ZM41 197H43L44 199H42L41 200ZM58 197V196H57ZM59 197V198H60ZM83 197H85V198H87V199H85V198H83ZM32 198H31V200H32ZM58 198V199H59ZM60 198V199H61ZM82 200H80V199ZM0 199H1V194H0ZM28 199V200H29ZM80 201H79V200ZM91 199L94 201H92L91 202ZM38 200V201H37ZM40 200L41 201H43V205H40L41 203H39L40 202ZM86 200H87V202H86ZM103 200V201H102ZM33 201H30L31 203L33 202ZM46 202V204H44L45 202ZM99 201H102L101 203L104 205L105 204V206H104V208L102 207L103 205H100V203H99ZM29 202V201H28ZM50 202H51V204H50ZM82 202V203H81ZM92 204V205H91ZM94 204V205H93ZM40 205V206H39ZM47 207H46V206ZM51 206H53V209H52V211H51ZM104 209V210H102V208ZM33 207V208H34ZM44 207H46L45 209H44ZM48 207H50V208H48ZM89 207H90V209H89ZM95 207V208H94ZM35 208H34V213H35ZM87 208V209H86ZM82 209V210H81ZM100 209V210H99ZM42 210L44 211L45 210V212H42ZM32 211H33V209H32ZM83 211V212H82ZM85 211V212H84ZM91 213H90V212ZM101 211H104V213H105V215H103V213L101 212ZM66 212V213H65ZM68 212V213H67ZM73 212L74 213H76L75 215L73 214ZM93 212V213H92ZM73 215H72V214ZM89 214H90V216H89ZM52 216L53 215V218L51 219L50 217H48V216ZM102 215L103 216H105L104 218L102 217ZM37 216H36V218H37ZM88 216V217H87ZM44 217V218H45ZM57 217V216H56ZM70 217V218H69ZM71 217H72V219H73V221H71L72 219H71ZM79 217H81V218H79ZM102 217V222H104V220H105V223L103 224L102 222L100 223V218ZM47 218H49V219H47ZM78 218V219H77ZM84 219V220H83ZM45 220V219H44ZM43 220V221H44ZM79 220V221H78ZM85 222H83V221ZM99 220V221H98ZM41 222V221H40ZM67 222V223H66ZM74 222V223H73ZM90 222V223H89ZM91 222H93V224L91 223ZM56 223H58V222H56ZM79 225H78V224ZM89 223V224H88ZM99 223V224H98ZM37 224H39V223H37ZM44 224H46V221L44 222ZM51 224V225H52ZM67 224V225H66ZM72 224H74V225H72ZM92 224V225H91ZM98 224V225H97ZM103 224V225H102ZM49 225H50V223H49ZM105 225V227H103ZM92 226H94V227H92ZM104 228V230H103V228ZM75 227H76V229H75ZM79 227H81V228H79ZM86 227H87V229H86ZM44 228H42L43 229V231H44ZM59 228V227H58ZM58 228H57V230H58ZM72 228V229H71ZM74 228V229H73ZM79 228V229H78ZM93 228V229H92ZM96 228V229H95ZM37 229V230H36ZM82 229V230H81ZM38 227H36L35 225H31V226H29V235H28V237H27V239L29 238V236L30 237H33L34 236V234H38ZM79 230V231H78ZM90 230V231H89ZM93 230V231H92ZM40 231V233H43V231L41 232V229L39 230ZM74 232V234H75V232H76V236H77V238H76V240H71V241H69L70 239L68 238L69 237V233L68 232ZM81 231H83V232H81ZM107 231V230H106ZM94 232V233H93ZM48 234H49V232H47ZM33 234V235H32ZM51 234V235H52ZM54 234L52 235V236H54ZM65 234H68L67 235V237H66V235ZM73 234V236H74V238H75V235ZM89 234V235H88ZM105 234V235H104ZM50 234H49V236H47V237H49V238H47V237H45L46 239H48V241H45V242H49V244L50 243H53V240L56 238V237H52ZM61 235V234H60ZM80 237H79V236ZM83 235V236H82ZM103 235V236H102ZM67 238H65V237ZM83 238H82V237ZM59 237H61V238H59ZM78 237H79V239H78ZM103 237V238H102ZM50 238H52V241L50 240ZM59 239H62L61 241H59ZM82 239V240H81ZM94 239V240H93ZM101 239L102 240H104L103 242H101ZM31 241V238H29L28 239V241ZM58 240V241H57ZM69 241L68 243H67V241ZM93 240V241H92ZM96 240V241H95ZM75 241H76V243H75ZM82 241H83V246L81 245L82 244ZM32 242V241H31ZM35 242V241H34ZM44 242V243H45ZM78 242V243H77ZM80 242V243H79ZM86 242H88V243H86ZM99 242H100V245H102V246H100L99 245ZM28 244H30V242H27ZM59 243V244H60ZM86 243V244H85ZM103 243V244H102ZM55 244H53L54 245V247H59L58 245H55ZM79 244V245H78ZM88 244V245H87ZM94 244V245H93ZM50 245H52V244H50ZM71 246V247H69V246ZM32 246L34 247L35 245L34 244H32ZM76 246H78L77 248H80V249H77L76 248ZM50 246H48V247H46V248H48L47 250H50V248H49ZM67 248V249H66ZM91 248V249H90ZM34 249H37L36 250V252L39 250V251H44V250H46V249H42L41 247H40V249L37 247H34ZM78 251H77V250ZM89 249V250H88ZM33 250V249H32ZM47 250H46V252H47ZM83 250V251H82ZM88 250V251H87ZM91 250V251H90ZM80 252V253H79ZM48 253V252H47ZM79 256H78V255ZM76 255H77V257H76ZM71 259H73V260H71ZM81 259H82V261H81ZM71 260V261H70ZM76 260V261H75ZM78 260H79V262H78ZM81 261V262H80ZM88 261V262H87ZM76 262V263H75Z\"/></svg>","mask_w":264,"mask_h":264}]
</instances>
